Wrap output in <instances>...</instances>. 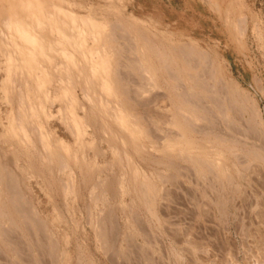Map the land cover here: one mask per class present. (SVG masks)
Instances as JSON below:
<instances>
[{
  "label": "rangeland",
  "instance_id": "rangeland-1",
  "mask_svg": "<svg viewBox=\"0 0 264 264\" xmlns=\"http://www.w3.org/2000/svg\"><path fill=\"white\" fill-rule=\"evenodd\" d=\"M82 19L97 39L81 33ZM14 20L39 41L16 40L11 74L2 52ZM0 24V264H264V165L245 170L227 155L226 177L202 179L179 148L167 149L179 142L169 111L177 101L157 57L212 86L226 78L247 116H264V0H0ZM143 58L161 89L135 101L141 77L126 66ZM119 110L126 125L114 120ZM138 168L157 190L156 218L133 185Z\"/></svg>",
  "mask_w": 264,
  "mask_h": 264
},
{
  "label": "bare ground",
  "instance_id": "bare-ground-1",
  "mask_svg": "<svg viewBox=\"0 0 264 264\" xmlns=\"http://www.w3.org/2000/svg\"><path fill=\"white\" fill-rule=\"evenodd\" d=\"M214 6H215V8L217 7L218 10L220 9V6L217 5V3H215ZM43 9H45V8H43ZM41 16L43 17V15H41ZM41 16H39V17H41ZM46 17H49L48 18L49 20L55 19L54 18L55 16L52 13L46 15ZM245 18H242V19L237 21L236 27H237V31L239 34H245L246 35L248 28H247V21ZM82 21H83V29L81 30V33L92 35V36H94V38L97 39L98 37L96 35H94L95 34L94 30H92V29L89 30L90 28L88 27V25L84 21V19H82ZM35 22H37V21H35ZM56 22L57 21L55 20L54 23H56ZM40 25H42V24H40ZM6 27L8 30L7 31L8 32V35H7L8 44H7V46H4V50L2 52L3 53L2 55L5 54V56L7 57L8 71L12 74L15 71H18V69H19L18 68L19 66L16 63L17 62V50L15 52H13L14 50L12 49V47H15L17 44L16 40L20 39L23 42L29 44V46L31 45L32 47L38 46L39 40L37 41V38H35L33 36V32H32L33 30L31 31L32 26L30 27L27 24L24 25L23 22H18V21L14 20L13 22H9ZM72 27H74V26H72ZM56 28H57V26H56ZM56 28H55V31L57 33L59 32L58 35L60 34L59 36L62 39V41H58L60 43V48L62 50L61 52L64 53V55H65L64 57L72 58V53H74V52H72L71 54L67 53V49H66L67 46L65 47V45H64V43H65L64 36L65 35H63L61 33V31L59 30L60 28L59 29H56ZM2 29L3 28H1V30ZM52 30L54 31V29H52ZM9 32H10V34H9ZM65 33H67V32H65ZM69 34H67L68 37H69ZM58 35H56V36H58ZM75 36H77V35H75ZM4 38H5V36H4ZM96 41H98V40H96ZM62 42H64V43H62ZM50 43H52V42H50ZM77 44H76V46H77ZM74 49H76V48L74 47ZM189 49H190V47H189ZM192 50H194L196 52L195 49L191 48V52H193ZM33 51H35V50H32V52ZM109 51H110L109 48L108 49H107V47L103 48L102 52L104 54L101 55L99 53L98 57L100 56L101 58H104L109 53ZM158 53L159 54L157 55V57L161 60V63H163L162 67L167 72V75L169 76L167 79V82H166L167 92L172 99L177 101V103L175 105L172 104L169 111L172 114V124L174 127L173 129H175L179 133V138H177V139H179L178 140L179 142H178V145L172 144V145L168 146L167 149L170 151H173V152H177L178 151L177 148H179L180 149L179 154L181 156L184 155V157L189 160V162L195 167V170H196L195 172L197 173V176L199 178H202V179H206L208 174H212L218 179H221L222 177H226V175H228V174L226 173V166L224 163V159L227 155L231 156L232 158L238 159L239 163L243 165L245 170H249L250 168H253L255 165H259V164L264 165V116L262 115V113L257 108H254L255 110H253V116L248 117L247 116L246 102L240 97H235V95H234L235 93L233 92V90L235 89V86H232L231 81H228L226 78H224V77L220 78L219 86H216V85L212 86L205 79H202L201 77H198V76L192 77V76H188L189 75L188 74V75H185L188 77H184L183 73H185V71H182L180 68H177V66L175 67V70H174L172 68V64L170 62H168L167 60H165L164 56L162 54H160V52H158ZM33 54H35V57H36V53H33ZM182 54H184V53H182ZM19 56H21V55H19ZM191 56H192V54H191ZM200 56H202V55L200 54ZM183 58H184V60H183L184 65L188 66V60L190 58V55L186 53V54H184ZM71 62H72L71 63L72 65L70 67H68L66 70L67 74H69V73L72 74V69L75 68L77 65L76 61L74 62V60H72ZM205 62H207V64H208V61H205ZM190 63L191 62L189 61V64ZM211 65L213 67V64H211V61H210V66ZM126 67H128L130 69L137 70L138 74L141 77L140 85L138 87H136L134 89V92H133L134 98L137 99L135 101H138L139 98L145 97L144 95L146 93H149V92L152 93L153 91H158L161 89L160 85L157 82L154 70H153L152 66L148 63L147 59L143 58L140 60H136V62H131ZM192 67H194V65ZM192 67H191V69H192ZM197 67H200V66H197ZM212 67H210V68H212ZM204 71H207V70H204ZM211 71H212V69H211ZM92 73L96 75V70L92 69ZM26 74L27 73H25V75ZM33 75H34V73H33ZM35 75H36V73H35ZM13 76H15V75L13 74ZM213 77L215 78V75ZM216 77H217V75H216ZM22 78H23V76H22ZM61 78H64V77H62V75H61ZM60 80H62V79H60ZM102 82L103 83H102L100 89L106 90L107 92L112 89V86L109 84L110 82H108L107 79L102 80ZM190 82H192V83H190ZM36 83H37V81H36ZM86 83H87V91H89L90 88L88 85L90 83H92L91 79L87 78ZM214 83H216V82H214ZM124 90H125V92H127L126 89H124ZM70 92H72V91H70ZM71 94L73 95V93H71ZM74 94H75V92H74ZM245 94L248 95L247 93H245ZM248 96L250 97V95H248ZM249 97H248V99L251 100V98H249ZM75 98H77V97H75ZM130 98H132V97H130ZM134 98H132V99H134ZM87 99H89L91 101V103H93L94 105L100 104L101 106L107 105L109 107V105L107 103H104L102 100H100L96 96H94V99H93L92 96H90L88 93H87ZM73 101H72V103H73ZM254 104H255V102H254ZM73 107H74V105H73ZM115 115L116 116H115L114 120L116 122H118L121 125L127 124L126 120L124 119V117H125L124 112L122 110L115 111ZM20 123L22 124L23 121H21ZM75 123L77 124V121ZM76 130H78V128ZM197 138H199V139H197ZM177 139H176V141H177ZM42 142H44V141H42ZM202 145L204 147L206 146L207 149H209L210 151L207 150V153L198 152L199 149H202ZM49 155H50V153H49ZM126 157H127V159H129L128 155H126ZM130 160H128V161L131 162ZM0 167L3 168L2 166H0ZM66 169H67V167H66ZM5 170L7 171L6 167H5ZM134 171H133L134 174L132 175L133 176L132 182L134 181L133 185H134V183L136 186L141 185L140 188H141V192H142L143 197H144V198L142 197V199L148 200L149 205L147 206V209L149 208L148 211L153 215V217L156 218L157 215L155 213L156 212L155 207H156L157 190L153 186L154 182L150 178L147 177V174H145L144 172L139 170V168L135 169ZM259 172H261V171H259ZM8 176L9 175L6 176V178H8L7 181L12 180V178L9 176L11 178L10 179ZM11 176H12V174H11ZM164 177H165V174H164ZM9 181L6 183V186L8 187V189H7V190H9L8 192H11V194H12V190L10 191V188L12 189V187H14L15 189H17V187H15L12 182H10V184L12 183L11 184L12 186H10V188H9V186L7 185V184H9ZM70 185H72V184H70ZM136 186H134L135 190H136ZM16 192H18V191H16ZM69 192H71V189H67L66 193H69ZM13 193H14V190H13ZM17 195H18V193H17ZM16 198L18 199V197H16ZM16 198L13 197V199H16ZM145 200H142V201H145ZM20 201H23V200L20 199ZM11 202H12V200H11ZM12 203H14V201ZM17 203H19V199L17 200ZM21 205H22V203H21ZM21 205H20V208L22 207ZM22 209H25V207L23 206ZM0 214H2V213L0 212ZM22 214L23 213H21V215ZM26 215H27V213H26ZM11 225L12 224H10L9 226H11ZM11 227H13V226H11ZM164 229H165V227H164Z\"/></svg>",
  "mask_w": 264,
  "mask_h": 264
}]
</instances>
